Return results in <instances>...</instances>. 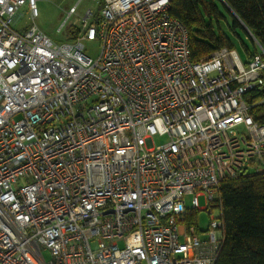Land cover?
<instances>
[{
    "label": "built area",
    "instance_id": "obj_1",
    "mask_svg": "<svg viewBox=\"0 0 264 264\" xmlns=\"http://www.w3.org/2000/svg\"><path fill=\"white\" fill-rule=\"evenodd\" d=\"M36 1L0 0V264H213L220 213L204 230L185 214L264 172L244 97L264 87V49L247 29L250 57L193 61L169 0H100L58 43Z\"/></svg>",
    "mask_w": 264,
    "mask_h": 264
},
{
    "label": "trees",
    "instance_id": "obj_2",
    "mask_svg": "<svg viewBox=\"0 0 264 264\" xmlns=\"http://www.w3.org/2000/svg\"><path fill=\"white\" fill-rule=\"evenodd\" d=\"M233 16L229 29L241 27L252 47L240 40L244 57L255 52V40L264 49V0H224ZM169 13L179 19L188 34L190 58L198 61L221 47L236 48L223 32L219 20L223 14L217 0H169ZM212 19L217 24L212 23ZM248 29V30H247ZM78 25L68 28L69 39L75 38ZM250 114L264 123V92L260 88L244 94ZM223 239L213 264H264V172L238 173L222 179L217 190ZM193 221L188 212V223Z\"/></svg>",
    "mask_w": 264,
    "mask_h": 264
},
{
    "label": "rangeland",
    "instance_id": "obj_3",
    "mask_svg": "<svg viewBox=\"0 0 264 264\" xmlns=\"http://www.w3.org/2000/svg\"><path fill=\"white\" fill-rule=\"evenodd\" d=\"M100 0H37L36 7L38 14L34 19L37 27L44 32L53 41L62 43L69 41L68 28L72 25H80V18L83 17L87 9L97 11L100 8L98 3ZM219 8L223 14V18L219 20V24L224 33H226L236 45V50L240 57L244 60L243 48L240 40L245 42L247 46L252 47V42L246 32L239 26L235 29H229L232 26L233 16L225 8L221 0H217ZM70 7H75V13L68 15ZM27 15L23 17L22 23H28ZM214 25L217 21L212 19ZM61 27V30L58 28ZM98 45L96 41L86 42V53L95 56L97 54ZM166 140L165 136L154 135L151 138L153 145H158ZM187 204L190 203L191 195H185ZM199 209L189 211L190 218L193 219V224L199 226L201 229H206L209 221L219 219L220 209L217 206H211V203L204 197L198 196ZM207 207V208H206ZM209 207V209H208ZM185 222H188V213L185 214ZM47 257L48 252L43 251Z\"/></svg>",
    "mask_w": 264,
    "mask_h": 264
},
{
    "label": "water",
    "instance_id": "obj_4",
    "mask_svg": "<svg viewBox=\"0 0 264 264\" xmlns=\"http://www.w3.org/2000/svg\"><path fill=\"white\" fill-rule=\"evenodd\" d=\"M221 1H222L223 3H225L224 0H221ZM262 91L264 92V87L262 88Z\"/></svg>",
    "mask_w": 264,
    "mask_h": 264
}]
</instances>
